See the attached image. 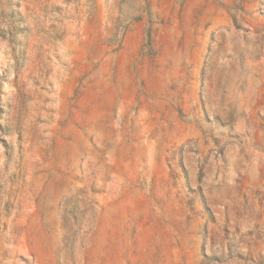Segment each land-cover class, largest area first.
I'll return each instance as SVG.
<instances>
[{"label":"rangeland","instance_id":"obj_1","mask_svg":"<svg viewBox=\"0 0 264 264\" xmlns=\"http://www.w3.org/2000/svg\"><path fill=\"white\" fill-rule=\"evenodd\" d=\"M0 264H264V0H0Z\"/></svg>","mask_w":264,"mask_h":264}]
</instances>
